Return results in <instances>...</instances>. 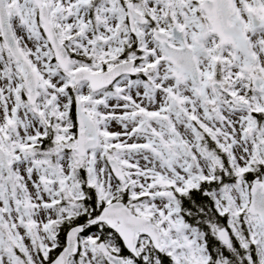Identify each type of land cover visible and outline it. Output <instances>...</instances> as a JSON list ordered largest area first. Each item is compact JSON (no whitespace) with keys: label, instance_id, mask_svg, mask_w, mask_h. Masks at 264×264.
<instances>
[{"label":"snow or ice","instance_id":"obj_1","mask_svg":"<svg viewBox=\"0 0 264 264\" xmlns=\"http://www.w3.org/2000/svg\"><path fill=\"white\" fill-rule=\"evenodd\" d=\"M0 264H264V0H0Z\"/></svg>","mask_w":264,"mask_h":264}]
</instances>
